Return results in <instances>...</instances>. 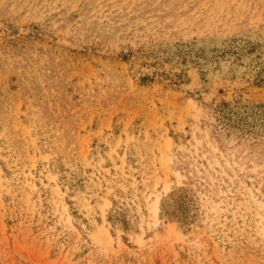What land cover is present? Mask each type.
<instances>
[{
  "label": "rangeland",
  "instance_id": "obj_1",
  "mask_svg": "<svg viewBox=\"0 0 264 264\" xmlns=\"http://www.w3.org/2000/svg\"><path fill=\"white\" fill-rule=\"evenodd\" d=\"M0 264H264V0H0Z\"/></svg>",
  "mask_w": 264,
  "mask_h": 264
}]
</instances>
